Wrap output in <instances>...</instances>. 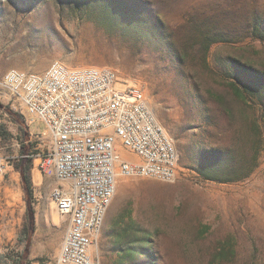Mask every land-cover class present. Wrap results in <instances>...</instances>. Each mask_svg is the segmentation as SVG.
Instances as JSON below:
<instances>
[{"label":"rangeland","instance_id":"374dc122","mask_svg":"<svg viewBox=\"0 0 264 264\" xmlns=\"http://www.w3.org/2000/svg\"><path fill=\"white\" fill-rule=\"evenodd\" d=\"M254 20L264 21V0H0V79L53 61L112 68L144 91L179 155L174 182L118 179L100 264H264V121L249 95L232 91L264 77ZM9 113L21 116L0 86V157L13 165L0 177V264L17 255L53 264L66 228L49 197L57 182L31 161L26 244L20 131Z\"/></svg>","mask_w":264,"mask_h":264},{"label":"built area","instance_id":"2783aa9c","mask_svg":"<svg viewBox=\"0 0 264 264\" xmlns=\"http://www.w3.org/2000/svg\"><path fill=\"white\" fill-rule=\"evenodd\" d=\"M10 109L27 126L37 170L57 182L49 197L66 221L53 264H100L98 220L119 178L174 182L179 155L141 88L107 67L68 68L53 61L43 72L11 68L0 79ZM13 170L0 157V177Z\"/></svg>","mask_w":264,"mask_h":264},{"label":"trees","instance_id":"16d2710c","mask_svg":"<svg viewBox=\"0 0 264 264\" xmlns=\"http://www.w3.org/2000/svg\"><path fill=\"white\" fill-rule=\"evenodd\" d=\"M250 37L256 40L264 41V21L254 20L252 26H250ZM217 40H212L210 43H215ZM210 43L207 44L210 45ZM232 91H234L235 95L240 99L243 100L244 96L243 92L256 102V104L260 107V116L261 119L264 121V77L258 78V84L255 87H250L245 85L244 90H241L234 84H232ZM9 116L15 121L18 125L20 134L16 136V139L19 141V158L17 163L15 164L17 171L20 174L22 187L26 195V221L27 225L24 231V237L26 240V244L28 243L29 237L31 236L32 232L34 231V212L31 206V198H32V183L30 178V168H31V161L32 158L27 157L30 155L32 151L33 144L29 141L28 135V127L24 124V120L21 116H18L19 119H15L14 115L9 113ZM205 179L214 180L209 174H203ZM149 253L147 249L144 248L143 251ZM14 264H23V260L21 255H17L12 259Z\"/></svg>","mask_w":264,"mask_h":264},{"label":"bare ground","instance_id":"6f19581e","mask_svg":"<svg viewBox=\"0 0 264 264\" xmlns=\"http://www.w3.org/2000/svg\"><path fill=\"white\" fill-rule=\"evenodd\" d=\"M171 155H178L175 146H171ZM105 214L98 220V227L101 228Z\"/></svg>","mask_w":264,"mask_h":264}]
</instances>
